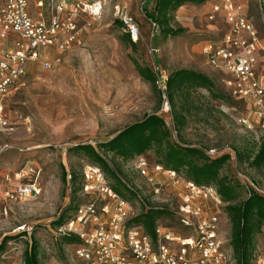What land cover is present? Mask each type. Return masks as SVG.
Listing matches in <instances>:
<instances>
[{"label":"rangeland","instance_id":"374dc122","mask_svg":"<svg viewBox=\"0 0 264 264\" xmlns=\"http://www.w3.org/2000/svg\"><path fill=\"white\" fill-rule=\"evenodd\" d=\"M29 1L30 12L36 19H71L83 45L63 55H49L61 61L53 62L48 72L39 63L30 66L27 76L6 101L11 125L0 133V180L7 176L15 179L20 174L24 176L23 182L37 186L39 194L24 204L13 205L7 218L0 216V246L14 237L18 227H43L44 231L35 232L31 240L40 245L41 261L43 264H67L65 258L62 260L60 243L46 231L54 230L60 218H69L78 204L91 199L85 191L75 195L63 181L64 172L80 177L88 164L75 156L72 149L79 145L97 148L98 144L111 140L125 128L154 113L172 127L171 114L162 113L158 89L140 77L135 62L167 78L177 70L202 73L214 81L218 91L228 95L230 101H211L207 92H199L201 113L190 117L183 141L195 147H206L212 159L231 155L223 175L241 187L244 199L248 189L264 197V168L258 171L247 164H239L232 151L240 148L251 153L264 143V130H248L240 124L239 120L246 114L245 104L230 96L225 84L228 77L207 66L203 55L205 44L218 41L226 32L222 19L214 22L208 19L216 0H206L201 5L187 4L178 9L171 24L183 32L167 39L144 14L146 3H149L147 11L150 12L155 0ZM245 2L246 12L264 43V0ZM40 3L42 8H39ZM124 16L130 17L139 30L134 50L123 41L127 29L117 24ZM143 158L150 164L155 163L151 153ZM113 164L121 178L152 206L160 203L175 210L180 204L178 189L166 177L161 178L166 189L164 196L157 198L138 176L135 162L121 163L116 159ZM165 199L168 203H163ZM131 202L138 216L142 205L139 200ZM173 216H163L160 222L177 227ZM221 223L222 235L230 241L231 226L225 214ZM27 243H6L0 250V264H24V252L31 245ZM253 255L256 259L264 257V230L256 237Z\"/></svg>","mask_w":264,"mask_h":264},{"label":"built area","instance_id":"2783aa9c","mask_svg":"<svg viewBox=\"0 0 264 264\" xmlns=\"http://www.w3.org/2000/svg\"><path fill=\"white\" fill-rule=\"evenodd\" d=\"M42 7L40 3L39 8ZM218 18L223 20L226 32L218 41L205 44L206 64L228 77L225 84L229 92L245 104L246 114L239 120L240 124L248 130H264V43L246 12L245 0H216L208 19L214 22ZM121 21L133 42H137L139 30L134 21L128 16ZM0 40L10 42L9 47L0 51L2 133L11 125L6 101L27 76L29 64L39 63L48 72L53 62L61 61L49 55L68 53L81 47L83 41L71 19L46 21L33 17L29 0H2ZM157 77L162 113L170 115L171 105L166 96L168 78ZM135 170L157 198L163 197L166 190L162 177L178 189L180 204L170 210L177 227L160 222L151 237L142 226L130 224L136 217L132 202L113 191L101 169L87 164L82 171L81 191L91 199L78 204L57 229L46 231L56 238L78 240L77 244L67 247V264H234L229 240L221 232L222 203L213 187L199 186L175 171L150 164L143 157L135 161ZM66 174L72 191V176L69 172ZM23 177L17 174L15 179L7 176L0 180L1 217L7 218L13 205L24 204L39 194L37 186L23 182ZM133 191L144 200L140 192L134 188ZM167 199L163 203H168ZM155 205L158 209L167 206ZM42 228L18 227L14 237L31 244L35 232L44 231ZM11 244L9 241L8 245ZM253 264H264V257L257 258Z\"/></svg>","mask_w":264,"mask_h":264},{"label":"trees","instance_id":"16d2710c","mask_svg":"<svg viewBox=\"0 0 264 264\" xmlns=\"http://www.w3.org/2000/svg\"><path fill=\"white\" fill-rule=\"evenodd\" d=\"M205 2L206 0H155V5L150 12L147 11L148 2L143 10L146 19L156 26L164 39H167L177 37L183 32L181 29H174L171 24L173 14L178 9L187 4L201 5ZM117 24L124 28L122 21H117ZM123 41L133 50L136 48V43L128 33L123 36ZM135 67L140 77L157 89V75L150 68L141 67L136 62ZM201 91L207 92L211 101H230L228 95L216 89L210 77L193 70H177L169 75L166 85V96L171 105V128L162 116L154 113L125 128L111 140L98 144L97 148L91 145H79L73 148L72 152L88 164L101 169L110 187L123 199L130 202L132 199L139 200L142 212L133 218L130 224L142 226L151 237L154 236L155 228L162 217L172 218L173 213L166 207L158 209L145 200L141 201L137 193L133 191V187L121 178L120 171L113 166L116 159L121 163H133L151 153L154 155L155 164L175 171L199 186L213 187L224 206L222 212L231 226L229 246L233 253L234 264H253L256 260L253 255L255 240L264 230V197L253 189H249L244 199L241 187L223 175L224 168L231 161V155L212 159L207 154L206 147H195L183 141L182 136L189 127L190 117L194 113H201L202 105L198 100ZM229 94L233 97L230 92ZM160 100L162 108V97ZM232 151L239 164H247L258 171L264 168V143H260L251 153L240 148H233ZM66 175L64 172L63 181L65 182H67ZM71 176L72 192L74 191L76 195L81 191L82 174L79 177L71 173ZM77 185L80 187L76 189ZM66 219L68 218H60L54 229H57ZM52 237L60 243L62 260L66 259L67 247L78 243L74 237ZM9 241L19 240L17 237L6 239L0 246V250ZM39 246L37 242H33L27 247L23 255L24 264H43L39 257Z\"/></svg>","mask_w":264,"mask_h":264},{"label":"crops","instance_id":"0c3cea01","mask_svg":"<svg viewBox=\"0 0 264 264\" xmlns=\"http://www.w3.org/2000/svg\"><path fill=\"white\" fill-rule=\"evenodd\" d=\"M1 5H2V0H0V7H1ZM9 46H10V42H8V41H1L0 40V51L2 49H6ZM34 64H36V63H30L28 67H30V66L32 67Z\"/></svg>","mask_w":264,"mask_h":264}]
</instances>
